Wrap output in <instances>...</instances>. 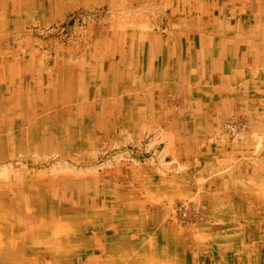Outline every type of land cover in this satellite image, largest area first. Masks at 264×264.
<instances>
[{
	"label": "rangeland",
	"instance_id": "374dc122",
	"mask_svg": "<svg viewBox=\"0 0 264 264\" xmlns=\"http://www.w3.org/2000/svg\"><path fill=\"white\" fill-rule=\"evenodd\" d=\"M0 264H264V0H0Z\"/></svg>",
	"mask_w": 264,
	"mask_h": 264
},
{
	"label": "crops",
	"instance_id": "0c3cea01",
	"mask_svg": "<svg viewBox=\"0 0 264 264\" xmlns=\"http://www.w3.org/2000/svg\"><path fill=\"white\" fill-rule=\"evenodd\" d=\"M242 47H244V46H242ZM229 53H232V50H229Z\"/></svg>",
	"mask_w": 264,
	"mask_h": 264
}]
</instances>
